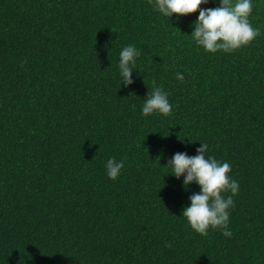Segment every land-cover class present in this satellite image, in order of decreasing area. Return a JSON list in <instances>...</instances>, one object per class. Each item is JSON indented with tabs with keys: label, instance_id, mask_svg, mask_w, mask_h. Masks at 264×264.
Returning a JSON list of instances; mask_svg holds the SVG:
<instances>
[{
	"label": "trees",
	"instance_id": "obj_1",
	"mask_svg": "<svg viewBox=\"0 0 264 264\" xmlns=\"http://www.w3.org/2000/svg\"><path fill=\"white\" fill-rule=\"evenodd\" d=\"M198 11L0 0V264H264V0L249 16L259 35L231 53L194 44ZM128 44L140 56L119 87ZM154 84L168 116L141 115ZM200 142L239 182L231 237L180 216L199 186L167 162ZM108 157L124 161L115 180Z\"/></svg>",
	"mask_w": 264,
	"mask_h": 264
},
{
	"label": "clouds",
	"instance_id": "obj_2",
	"mask_svg": "<svg viewBox=\"0 0 264 264\" xmlns=\"http://www.w3.org/2000/svg\"><path fill=\"white\" fill-rule=\"evenodd\" d=\"M148 3L168 21L173 13L178 14V19L199 8L191 25L190 36L194 44L205 52L231 53L251 43L260 33L259 28H254L249 20L253 0H219V6L213 8L199 7L208 4L209 0H148ZM139 56L140 50L133 44L119 50V87L121 84L127 87L133 83L132 73L137 70L136 61ZM175 77L179 81L184 80L181 72H176ZM168 97L167 90L154 84L151 93L147 92L143 99L141 115H170L173 105ZM207 148L206 143L200 142L195 155L176 152L167 162L171 166L169 173L177 179L182 177L183 187L187 188L193 182L199 186L198 192L188 196L189 204L182 207L180 216L201 236H206L210 229H219L223 236L231 237L230 210L234 207L233 196L238 193L239 182L229 175L230 163L206 155ZM104 167L107 177L115 180L124 167V161L108 157Z\"/></svg>",
	"mask_w": 264,
	"mask_h": 264
}]
</instances>
